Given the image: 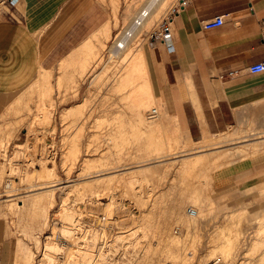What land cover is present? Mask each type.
Instances as JSON below:
<instances>
[{
  "label": "rangeland",
  "instance_id": "rangeland-1",
  "mask_svg": "<svg viewBox=\"0 0 264 264\" xmlns=\"http://www.w3.org/2000/svg\"><path fill=\"white\" fill-rule=\"evenodd\" d=\"M112 1H92L91 13L94 14V17H99L96 26L108 19L111 24V34L104 41L94 40V50L98 52L87 55L85 68L73 70L70 64L72 60H69L68 69L69 67L72 69V78L63 76L62 68L60 69L59 66L66 60L64 58L50 70L48 69L53 74L50 79L51 91L46 96L43 89L40 92L33 84H29L14 95H0V125L5 127L3 143L0 147V225L4 229L3 232L12 241V262L20 238L26 246V254L29 250L33 251L25 254L23 264L45 262L44 257L39 258L48 241L45 236L52 235V231L60 232L64 225L60 220V210L62 209L63 196L68 195L66 192L68 183L83 180L87 175L102 174L114 170L121 172L137 165L150 164L148 166L151 167L157 164L164 166L161 173L153 178L148 177L149 179L146 178L134 183V187L128 185L125 188L124 186L125 191L123 187L118 191L116 189L117 192L115 189L110 190L109 195L89 191L82 193V195L81 192L71 191L68 195L70 202L68 201L67 206L70 205V208L75 211L76 217L79 213L77 211L83 206L89 208L94 214L103 210L108 214L107 211L112 203L110 196H115V214L125 212L121 206L123 208L128 207L130 202L136 208L130 218L132 224L140 213L139 211L143 209H154L155 213H158L157 210H161L165 215L164 217L168 215L172 234L174 233L173 235H178L183 239V244L182 242L179 244L181 248L180 246L177 248V258H169V260L172 259V262L169 260L166 262V259L156 256L155 260L151 261L141 259L140 264H207L216 255H222L228 264H264V204L260 200L264 188L257 185L241 188L240 184L242 183L238 173L240 161L254 154L236 158L232 162L222 165L214 161L203 162L204 166L203 163H201L202 166L197 163L193 166L194 168L191 167L188 171L187 168H185L186 171H183V166L179 167L182 165L179 158L181 160L183 154L195 152L198 148L194 147L200 144H207L204 146V150H211L222 145L232 147L231 145L236 144V142L239 144L241 141L245 142L263 137L264 133L259 132L261 130L256 127V123L249 119L247 121L244 119L242 123L238 122L220 133H206L205 135L203 133L201 137L196 139H183L180 133L169 126L166 131L160 133L162 145H166L167 148L151 149L150 146L155 141L158 144L161 143L160 135L143 132V127L153 130L160 125L157 116L147 117V113L152 107L158 108L159 106L153 100L142 109L141 115L145 121L153 124L152 127H147L146 124L141 123L139 116L133 109L134 103L144 96L140 86L146 81H150L149 74H147L148 66L147 69L145 66V70L141 67L142 74L135 81L133 80L134 83L131 80L130 84V81L125 79L128 77L127 72L131 69L135 57L141 51L145 52L147 42L150 40L147 37L137 41L136 38L132 39L133 42L130 43L132 48L125 51L120 59L115 56L116 54L110 47L115 32L122 26L129 25L139 8L148 0H129L136 5L131 17H124V9L128 0H119L117 17L112 11L114 10V1ZM175 1L166 0L163 7L160 6L161 11L156 12V17L150 15L151 18L149 16L150 21H147L144 29H150L157 23L165 9ZM152 2L155 1L152 0ZM157 4L159 6V3ZM7 5L8 0H0V14ZM154 5L153 8L156 7V3ZM91 33L92 31L77 39L75 45L82 44L83 40ZM73 66L77 67L76 64ZM41 68L43 67H40V71ZM75 79H78V82ZM120 80L126 83L128 81L130 85L123 81L120 83ZM149 83L151 85V82ZM31 88L34 89L32 93ZM20 93H24L23 97L27 101L24 99L20 100L22 103L18 101L17 97ZM12 101L13 103H11ZM80 102L85 106L82 107L81 112L70 113L71 115L68 114V117H63L61 113L63 109ZM25 104L29 107L26 108ZM133 112L137 115V119L136 117H127ZM165 132L167 133L165 134ZM226 135L229 136L224 137ZM236 136L238 137L237 140L231 138ZM84 157H94L93 159L97 160V166L92 167L90 173L87 170V174L82 169ZM177 157L179 158L177 159ZM47 167L57 168L55 169L56 172L48 178L46 177L48 176ZM38 172L46 175L43 181L45 179L48 181L46 180L41 184L42 180L37 179L36 175L34 177L29 176L30 173L36 174ZM121 174L124 172L122 171ZM8 183L10 186H7ZM54 183L58 186L54 193L55 203L48 210L49 217L45 228L40 229L34 222H30L31 211L27 196L23 197L25 205L18 208V211L17 208L12 210L8 206L11 201H19L17 197L25 195L29 189L49 186ZM120 190L124 192H119ZM136 196L140 197H138L140 201L136 200ZM9 198L15 199L8 200ZM142 201L146 204L143 205L144 202ZM174 207H176V214H171L170 209L172 210ZM188 207L198 208L200 215L191 217L187 213ZM23 226L29 227V232ZM177 227L178 230L176 231ZM23 230L27 232L25 233ZM142 233L144 232L140 230V237L146 239ZM186 233H190L189 236ZM35 236H38L40 242L36 241ZM147 239H149L148 241L155 240L153 237H147ZM221 246L226 247L228 252L226 249L222 251ZM57 249L58 246L55 247V250ZM178 249L180 250L178 251ZM55 250L53 255L56 253Z\"/></svg>",
  "mask_w": 264,
  "mask_h": 264
},
{
  "label": "crops",
  "instance_id": "crops-1",
  "mask_svg": "<svg viewBox=\"0 0 264 264\" xmlns=\"http://www.w3.org/2000/svg\"><path fill=\"white\" fill-rule=\"evenodd\" d=\"M92 1L8 3L0 14V95L16 94L32 84L40 67L50 70L64 58L67 77L73 75L69 60L73 70L86 66L81 47L108 22L96 26ZM217 15H223L224 23L205 29L204 21ZM145 54L160 125L143 127V132L161 139L170 126L183 139H196L249 119L264 133V72L249 71L250 64L264 60V0H187L171 36L147 42ZM127 117L137 119L135 112ZM160 142L150 148L166 149ZM263 149L240 161L241 188H264ZM260 200L264 204V192ZM3 231L0 225V264H23L17 246L12 262V241Z\"/></svg>",
  "mask_w": 264,
  "mask_h": 264
},
{
  "label": "bare ground",
  "instance_id": "bare-ground-1",
  "mask_svg": "<svg viewBox=\"0 0 264 264\" xmlns=\"http://www.w3.org/2000/svg\"><path fill=\"white\" fill-rule=\"evenodd\" d=\"M114 1V10H112L114 12V16L117 17L118 15V7H119V0H113ZM112 1V2H113ZM129 1V0H128ZM127 1V4H126V7H125V15L124 17H131V14L133 13V10H135V6L134 3L132 1ZM155 2H152V0H148L146 1L147 4L149 6H151L152 8L155 6L154 3H156V7L153 8L154 10L152 11L151 10V13L150 15L152 17H156V12H160L161 10V7H163V4L165 3L166 0H153ZM158 1V2H156ZM136 3V2H135ZM159 3V6H157ZM161 6V7H160ZM160 7V8H159ZM157 12V13H158ZM138 13V12H137ZM136 13V14H137ZM135 14V12H134ZM155 14V15H154ZM150 16V17H151ZM151 17V18H152ZM134 18V17H133ZM132 18V20H133ZM149 18V17H148ZM145 19L144 21V24H143V28H144V25L146 23H148L147 21H150L149 19ZM131 20V21H132ZM131 23V22H130ZM129 24V23H128ZM130 25V24H129ZM128 26V25H127ZM111 34V24L108 22L104 25V27L102 29H100L98 32L94 33L92 35V37H90V39H88L81 47V50L84 51L85 55L84 57L87 58V55L89 54H97L96 52L98 51H95L94 50V46H93V43H94V40H99V41H104L105 38H107L109 35ZM135 38V37H134ZM132 38V39H134ZM130 40L128 41L127 45L125 46V48L123 50H121L118 54H116L115 56L116 57H119V59L123 56L122 54H125L124 52L131 49L132 48V45L130 46V43L133 42V40ZM137 40V39H136ZM106 44V43H105ZM127 46H130L128 48H126ZM92 50V51H91ZM83 57V58H84ZM138 59V60H137ZM140 59V60H139ZM134 60V58H133ZM137 60V61H136ZM114 63V62H113ZM66 64H62L60 65V69L61 71H63V76H65L66 74H68L67 72H65L63 70L64 66ZM133 65V66H132ZM85 65L83 64L81 68H83ZM146 66V69H147V61H146V54L144 51H141L139 55H137L135 57V60L133 61V64H131V69H129V71L127 72V75L128 77H126L125 79H127L128 81H130V84H131V80H132V83L133 80L135 81L136 78H138L141 74H142V71H141V67H143V69L145 68ZM81 68L78 70H81ZM85 68V67H84ZM77 70V69H75ZM145 70V69H144ZM147 72H148V69H147ZM41 73V74H39ZM39 73L37 75V77L35 78V80L32 82L33 86L36 87V89L40 92L41 90L43 89L45 93V96L47 94L50 93L51 91V82H50V79L52 78V74L51 71H49L48 69H45V68H41V71L39 69ZM145 73V72H144ZM148 74V73H147ZM124 79V78H123ZM124 79V81H125ZM147 79V78H146ZM76 80V79H75ZM126 80V81H127ZM62 81V80H61ZM78 82V79L76 80ZM123 81V80H122ZM122 81L120 80V83H122ZM123 81V82H124ZM128 81L126 84H128ZM146 81V80H145ZM150 81H146V83L142 84V86H140V89L141 91L143 92L144 96L143 98L141 97L140 100H138V102L134 103L133 105V109L135 110V112L137 113V115L139 116V121L143 124H146L147 127L150 126L152 127V123L150 122H147L145 121L144 117L141 115L142 113V109L145 105H147L148 103H150L151 101L153 102V100H155V97L153 96V90H151V85L149 83ZM50 83V84H49ZM75 84V83H74ZM128 84V85H130ZM80 85V84H79ZM26 88V87H25ZM30 89V88H29ZM34 90V89H33ZM32 88H31V93H32ZM137 91V90H136ZM24 92V91H23ZM26 92V91H25ZM24 93H20V95L17 97L20 102V100H23L24 99ZM34 94V93H33ZM44 94V93H42ZM29 96V94H27ZM41 95V94H40ZM49 96V95H48ZM75 96V95H74ZM66 98V97H65ZM129 98V97H128ZM26 99V98H25ZM24 99V100H25ZM30 99V98H29ZM68 99V98H67ZM66 99V100H67ZM93 99V98H92ZM32 100V98L30 99ZM17 101V100H16ZM15 101V102H16ZM27 101V100H25ZM156 101V100H155ZM13 103V101L11 102ZM10 103V104H11ZM22 103V102H20ZM25 103V102H24ZM84 103V102H83ZM28 104V103H26ZM25 104V105H26ZM56 104V103H55ZM40 105V104H39ZM38 105V106H39ZM27 106V107H26ZM25 107L28 108L29 106L26 105ZM24 107V108H25ZM41 107V106H40ZM82 107H85L82 105V102L80 103H76L75 105L71 106V107H67L65 109H63L61 112L63 117H68L69 115L68 114H74L75 113H78V111L81 112V109ZM11 108V107H10ZM31 109V108H29ZM8 110V109H7ZM157 111H158V108H157ZM83 112V111H82ZM159 112V111H158ZM157 112L156 115H153L151 116L150 118H153V117H159V113ZM70 114V115H71ZM61 115V116H62ZM68 115V116H67ZM73 116V115H72ZM160 118V117H159ZM253 121V120H252ZM162 123V122H161ZM160 124V123H159ZM56 126V125H55ZM64 126V125H63ZM6 128H8L6 126ZM9 128H12L9 126ZM151 129V128H150ZM12 130V129H11ZM5 131V127L2 126V124L0 125V147H1V143H3V133ZM229 135H226L224 137H228ZM65 138V137H64ZM232 139H236L237 140V136L236 137H231ZM8 139V138H7ZM66 142V141H65ZM238 143H239V140H238ZM19 145V144H18ZM23 145V144H22ZM207 144H200L194 148H198L195 150V152H192V153H188V154H183L181 160L179 157H177V159L179 158V161L181 162V166L179 167H182L183 166V171H186L185 168H187V171L188 169H190L191 167L195 166V164L198 163L201 164V163H205V162H218V164L220 163L221 165L222 164H228L230 162H232L234 159L236 158H239V157H245L247 156L248 154H255V153H258V151L264 147V137H259V138H256L254 140H247L245 142H242L237 144H234V145H231L232 147H230V145L228 146H216L215 148L211 149V150H204V146H206ZM26 148V146H25ZM264 150V149H263ZM187 151V150H186ZM185 151V153H186ZM69 153V152H68ZM71 153V152H70ZM117 154V153H116ZM64 155H68V154H64ZM181 155V154H180ZM179 155V156H180ZM63 156V155H62ZM165 156V155H164ZM161 157V156H160ZM94 158V157H93ZM92 157H84V167L82 168L83 170H85L84 173L87 174V170L89 171V173L91 172L90 169H92V167L94 166H97V160L93 159ZM99 159H100V156H99ZM102 159V158H101ZM174 159V158H173ZM64 160H65V156H64ZM117 160V159H116ZM100 161V160H99ZM98 161V162H99ZM103 161V160H102ZM165 161V160H164ZM200 162V163H199ZM3 163V162H2ZM65 163V162H64ZM161 163V162H160ZM204 163H203V166H204ZM46 164V162H45ZM216 164V163H215ZM44 165V164H43ZM64 165V164H63ZM101 165V164H100ZM150 164H147V165H137L135 167H131V168H127L125 170H122L124 172V174H121V172H117V171H112V172H107V173H102V174H93V175H90L85 178H83V180H77V182H70L67 184V191L68 192V195H69V192L71 193V191H74V192H78L81 194L84 192H95L96 194H108L110 190L112 189H117V191L119 189H122V187L126 188V186H133L134 183L138 182V181H143L145 180L146 178H150V177H154L155 175L161 173L162 169H163V165H152L151 167H149ZM198 165H196L198 167ZM212 165V164H210ZM99 166V165H98ZM148 166V167H146ZM202 166V164H201ZM205 166H207V164H205ZM130 167V166H129ZM48 168V167H47ZM143 168V170H142ZM194 168V167H193ZM192 168V169H193ZM196 168V167H195ZM199 168V167H198ZM57 168L55 167H49L48 170H47V173H48V176L44 175V173H36V174H29L30 177H37V179H41L42 180V183L43 184L47 179H45L43 181V179L45 178V176L48 178V177H51V175L53 173L56 172ZM118 169V168H117ZM13 170V169H12ZM16 171V170H15ZM71 171V170H70ZM223 171V170H222ZM83 172V171H82ZM126 173V174H125ZM209 173V172H208ZM210 174V173H209ZM213 177V176H212ZM211 177V178H212ZM0 178H1V164H0ZM148 178V179H149ZM40 180V181H41ZM48 181V180H47ZM211 181V180H210ZM57 182V181H56ZM213 184V183H212ZM10 186V185H9ZM60 186V185H59ZM57 184H51L49 186H41V187H38V188H33V189H29V192H27L25 195H21L17 198H19V201L18 200H14L15 198H9L8 200H14V201H9L10 203L8 204L9 207L12 208V210L16 209L17 208V211H18V208H21L25 205V199L23 200V197L27 196L29 198V204H30V211H31V220L30 222L31 223H35L37 227H39L40 229H43L45 228V226L47 225L48 223V210L50 208V206L52 204H54L55 202V196H54V193H55V189L57 188ZM125 188L123 189L125 191ZM130 188V187H129ZM142 188V187H141ZM131 189V188H130ZM133 189V188H132ZM134 190V189H133ZM141 190V189H140ZM114 191V192H115ZM116 191V192H117ZM123 191V192H124ZM119 192H122L121 190ZM122 192V193H123ZM127 192V190H126ZM129 192V191H128ZM121 193V194H122ZM67 194V193H66ZM82 194V195H83ZM114 194V193H113ZM142 194V193H141ZM68 195H64L63 196V201H62V209L60 210V220L62 221V224L63 225V234H67L68 233V228H69V225L72 224L76 219V215L72 210V208H70V205L67 206V203H69V197ZM109 195V194H108ZM137 195V194H136ZM75 196V195H74ZM113 196V195H112ZM21 197V198H20ZM115 197V196H114ZM114 197H111L110 196V200H111V205L108 209V214L109 215H112L114 213V209L116 208V206H114V202H115V198ZM138 201H140L138 199L139 196H136ZM69 198V199H68ZM140 198V197H139ZM157 198V197H156ZM153 199V198H152ZM143 200V199H142ZM155 200V199H154ZM69 201V202H68ZM138 201H137V204H138ZM145 201V199H144ZM142 201V202H144ZM156 201V200H155ZM154 201V202H155ZM79 202V201H78ZM157 202V201H156ZM159 202V200H158ZM146 204L145 202L143 203V205ZM156 204V203H155ZM141 205V204H139ZM142 205V206H143ZM148 205V204H147ZM151 205V204H150ZM126 206V205H125ZM153 206V205H151ZM159 207V205H157ZM52 207V206H51ZM148 207V206H147ZM155 207V205H154ZM152 208V207H151ZM148 209V208H147ZM159 209V208H158ZM163 209V208H162ZM196 215L193 216V217H196L198 214L200 215L199 213V209L196 208ZM157 210V208H156ZM175 210H176V207H174L172 210L170 209V212L171 214H176L175 213ZM29 211V212H30ZM140 213L138 214V216H136L137 218L134 220V224L133 226L131 227L132 228V232L131 234H137L138 232H144L142 234H144V238L147 239V237L149 238H155L154 241H148L149 239H145L146 242L143 244V249L144 250V254H143V257H142V260H155V257L158 256V257H161L162 259H166V262H168L169 258H175L176 255H177V248L178 246H180L179 244L182 242L183 244V239L178 237V235H173L172 234V231H171V228L169 226V221H168V215H166V217H164L165 215H163V212L161 210H157L158 213H155L156 211L153 209V210H140L139 211ZM174 212V213H173ZM16 213V212H15ZM79 214V213H78ZM165 214V213H164ZM179 214V212H178ZM188 215V214H187ZM174 216V215H173ZM191 216V215H190ZM178 217V216H177ZM189 217V216H187ZM192 217V216H191ZM171 219V218H169ZM191 219V218H190ZM193 219V218H192ZM59 220V221H60ZM20 221V220H19ZM168 221V222H167ZM188 221V220H187ZM54 222V221H53ZM189 222V221H188ZM20 223V222H19ZM196 224V223H195ZM33 225V224H32ZM32 225H30L32 227ZM185 225V224H184ZM24 227V226H23ZM35 227V226H34ZM33 227V228H34ZM192 227V226H191ZM25 228V227H24ZM28 228H25L27 229L28 231ZM62 228V227H61ZM189 229V228H188ZM190 230V229H189ZM188 230V231H189ZM25 231V230H23ZM25 231V233L27 232ZM22 232V231H21ZM29 232V231H28ZM58 232V231H57ZM175 232V231H174ZM30 233H31V230H30ZM192 233V232H191ZM195 233V232H194ZM226 233V232H225ZM188 236L189 234L186 233ZM32 235V234H30ZM38 235V234H37ZM151 236V237H150ZM187 236V237H188ZM38 237V236H37ZM35 236V238H37ZM196 237V236H195ZM187 239V238H186ZM37 242H40V240L37 238L36 240ZM148 241V242H147ZM225 241V240H224ZM40 244V243H39ZM38 244V245H39ZM154 244V245H153ZM223 245V244H222ZM37 246V245H36ZM57 245L53 242H47L46 244V248H45V251H44V254H43V257L45 259V262H39V264H51L53 263V253H54V250H55V247ZM39 247V246H38ZM227 247V245H226ZM224 247V246H221V249H223L222 251H224V249L227 250V248ZM25 244L23 243V241L21 240V238L18 240L17 242V256L18 258H23L25 257ZM30 248V247H29ZM181 248V246H180ZM29 250V249H28ZM180 249H178L179 251ZM213 250V249H212ZM217 250H219L217 248ZM225 250V252H226ZM27 251V250H26ZM29 251H32V250H29ZM27 251V254L28 252ZM56 251V250H55ZM230 251V250H229ZM33 252V251H32ZM214 252V251H213ZM212 252V253H213ZM216 252V250H215ZM228 252V250H227ZM226 252V253H227ZM230 253V252H229ZM26 254V255H27ZM30 254V253H29ZM78 254L80 256H82L83 260H85L86 262L90 259L91 255L88 251H86L85 249H81L80 251H78ZM224 254V253H223ZM31 255V254H30ZM228 256V254H226ZM29 256V255H28ZM31 257V256H30ZM172 258V259H173ZM177 258V257H176ZM26 259V258H25ZM171 259V260H172ZM21 261V259H19ZM43 260V259H42ZM169 260V261H171ZM28 261V260H27ZM30 261V260H29ZM32 261V259H31ZM148 261V262H149ZM159 261V260H158ZM165 262V261H164ZM172 262V261H171ZM154 263V262H153ZM31 264V263H30ZM185 264V263H184Z\"/></svg>",
  "mask_w": 264,
  "mask_h": 264
},
{
  "label": "built area",
  "instance_id": "built-area-1",
  "mask_svg": "<svg viewBox=\"0 0 264 264\" xmlns=\"http://www.w3.org/2000/svg\"><path fill=\"white\" fill-rule=\"evenodd\" d=\"M15 1L8 0V3L14 4ZM186 4L187 0H176L165 9L157 23L150 29H144L142 27L144 21L150 16L152 10L146 2L139 8L130 25L122 26L115 32L110 43L111 50L115 54L119 53L134 37L137 40L147 37L150 41H166L171 36L175 16ZM224 21L223 15H217L204 21L203 27L205 29L215 28L221 26ZM249 71L251 73L264 72V60L250 64ZM157 112V108L152 107L148 115L153 116ZM9 185L10 183L7 184ZM128 205L124 208L121 206L125 212L112 215L104 210L94 214L85 206L79 209L78 217L69 225L66 235L63 234L64 227H62L60 232L52 231V235L45 236L46 240L53 241L58 246L51 264H140L145 250L143 244L146 240L140 237V232L131 234L133 224L130 218L136 208L131 205V202ZM187 213L195 216L196 209L188 207ZM175 230L177 231L178 227ZM45 248L46 246L39 256L40 259L43 257ZM81 249H85L91 255L87 262L78 254ZM207 264H228V262L222 255H216Z\"/></svg>",
  "mask_w": 264,
  "mask_h": 264
}]
</instances>
